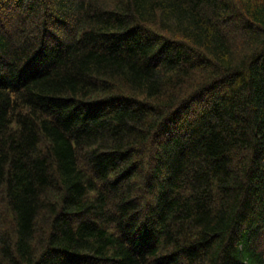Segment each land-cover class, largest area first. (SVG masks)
Returning a JSON list of instances; mask_svg holds the SVG:
<instances>
[{
    "label": "trees",
    "instance_id": "obj_1",
    "mask_svg": "<svg viewBox=\"0 0 264 264\" xmlns=\"http://www.w3.org/2000/svg\"><path fill=\"white\" fill-rule=\"evenodd\" d=\"M0 264H264V0H0Z\"/></svg>",
    "mask_w": 264,
    "mask_h": 264
},
{
    "label": "rangeland",
    "instance_id": "obj_2",
    "mask_svg": "<svg viewBox=\"0 0 264 264\" xmlns=\"http://www.w3.org/2000/svg\"><path fill=\"white\" fill-rule=\"evenodd\" d=\"M25 27H28V28H31V26L29 25V24H26V25H24ZM26 35V34H25ZM24 35V36H25ZM22 38H23V36H22Z\"/></svg>",
    "mask_w": 264,
    "mask_h": 264
}]
</instances>
